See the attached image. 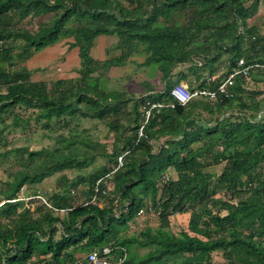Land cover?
Returning a JSON list of instances; mask_svg holds the SVG:
<instances>
[{"label": "trees", "instance_id": "trees-1", "mask_svg": "<svg viewBox=\"0 0 264 264\" xmlns=\"http://www.w3.org/2000/svg\"><path fill=\"white\" fill-rule=\"evenodd\" d=\"M249 1L253 0H0V145L6 141L8 121L23 129L31 120L43 121L46 128L53 122L69 126L78 112L89 116V111H80L81 103L100 118L118 112L124 91H106L96 81L112 67L126 65L132 55L144 53L141 64H159L167 81L164 90L151 89L133 103L136 122L141 102L143 109L149 103L163 106L152 109L142 136L137 124L134 134L125 138L130 148L122 166L106 167L91 176L87 201L79 204L69 188L49 197L51 207L37 197L39 192L26 195L34 197L31 207L25 200H14L24 186L80 165L76 153L28 147L0 153V181L6 183V188L0 183V201L5 197L0 202V264H67L82 256L78 251L87 254L105 246L112 249L108 255L112 260L126 256L122 264H149L176 256L202 258L178 264H217L212 259L215 251L242 264H264V68L254 66L250 80L238 76L232 95L220 94L214 100L198 97L175 107L170 105L173 85L168 79L175 66L195 56H203L211 70L199 84L190 83L191 88L216 87L241 58L246 65L264 64V43L257 28L247 24L253 10V5L246 6ZM186 10L191 12L188 23H168L174 12ZM48 13L51 21L36 32L16 26L17 18ZM161 18L164 24L159 23ZM70 21L76 24L69 27ZM100 35H116L121 54L95 59L91 48ZM66 36H72V45L79 48L77 77L49 83L32 80V71L22 64L14 69L15 61L26 62ZM224 53H229L228 71L219 74L213 64ZM113 98L118 103L107 107ZM17 108L32 113L25 118ZM66 141L67 146L76 144ZM16 153L21 158L27 154L30 162H44H35L33 172L10 171L6 162H20L13 158ZM220 162L226 165L217 176L205 169ZM170 169L176 178L167 176ZM111 173L112 194L107 193L104 179ZM96 188L98 198L91 201ZM100 198L107 199V207L97 204ZM141 209L156 213L159 226L127 235L129 222L139 219ZM177 213L191 215L187 227L174 231L171 216ZM140 247L148 251L135 262L130 251Z\"/></svg>", "mask_w": 264, "mask_h": 264}, {"label": "rangeland", "instance_id": "rangeland-1", "mask_svg": "<svg viewBox=\"0 0 264 264\" xmlns=\"http://www.w3.org/2000/svg\"><path fill=\"white\" fill-rule=\"evenodd\" d=\"M249 5H253V10L251 11V16L247 19L248 27L255 26L258 30V37L264 43V0L249 1L246 3V6ZM190 14L191 12L189 10L174 12L168 23L171 25H181L184 23H188L189 19L191 18ZM51 17L52 13L41 16H31L22 20H18L19 18H17L16 26L17 28L36 32L40 26L49 24V22L51 21ZM159 23H165L163 18L160 19ZM75 24L76 23L74 21H70L68 23V26L72 27ZM70 37L72 38V36ZM65 38H68V36H66ZM18 50L19 49H16L15 51L17 52ZM228 55L229 53H224L223 56L213 64V67L216 70H219V74L228 71ZM136 56H144V53L136 54ZM203 59V56H195L194 60L188 61L186 63H180L175 66L172 73H169L168 75L170 84L174 85L175 83L181 82V80L188 81L192 84V86L199 84V82L202 81V76L207 75L209 73V70H211L209 65L205 66V62ZM15 63L16 64L14 66V69H21L23 67L22 65H24L25 62L17 60L15 61ZM196 63L198 64L197 68H195ZM1 65L8 66V64L5 62H1ZM142 66L147 67V65L144 64L141 65V67L140 65H137V71L133 73V75L127 80H120L117 78H115L114 80L113 77H109L107 83L103 84L101 83V80L104 76H101V78L99 77L100 80L96 81L98 85L101 88H104V90L106 91H124L122 99L120 97L121 102L119 101L120 104H118L120 110L118 112H115V110H113L104 118H100L98 116V112H96L94 109L87 110L84 103H81L79 105L80 111H89V116H82L80 112H78L69 126L63 127L61 125H58L56 122H53L51 128H46L43 121L31 120L30 124L26 125L23 129L22 126L14 128L11 125V121L7 122V128L4 133L6 135V141L4 144L0 145L1 154L4 153L5 150L18 147H28L30 150H38L42 148L54 150L58 148L61 153H69L74 155L76 153L75 159L80 162V165L70 166L62 171L45 177L40 182L34 184L30 183L29 185L24 186L21 190V194H23V196H26L29 193L34 194L39 192L42 197L48 200L49 197L56 191L62 192L66 191V189L69 188L72 194H76L75 196H77L80 200L79 204L83 201H87L85 199H88L89 196L87 192L89 191V186L92 179L91 176L96 175L106 167L112 169L116 167V161L118 160V157L126 154L125 150L128 147L130 148V145L125 138L134 134V128L137 126V124H140L138 128L139 133V129L144 120L142 113L144 103L141 102L139 105L141 116L139 117L137 122L136 114L132 111L133 103L135 101L139 102L141 96L147 94L149 91H151V89H153V91L155 92L164 90L165 83H167V81L162 79V73L159 70V67L157 69H151L149 67L142 68ZM152 67H155V65H152ZM49 70L41 74H48L45 77V80L39 81H47L50 83L55 79H59L57 78V76H55L57 73H59L57 68ZM115 73H123V68L122 70L121 68L116 69ZM115 73L112 72V74ZM183 75H186L187 79H183ZM253 79L255 80V77ZM151 94H153V92ZM146 100L150 101V99L148 100V98H146ZM248 101H251V98H249ZM117 103L118 102L115 103L113 98L108 101L107 107H111V105ZM16 111L19 114L23 115L25 118H27V116L32 113V110H26L22 108H17ZM66 138L71 139L73 142L76 141V144L67 146L68 142L66 141ZM124 146H126L125 149L123 148ZM13 158H18V161L20 162H6L9 166L10 171L28 170L33 172L36 169V163L39 164L44 162V160H36L34 162H30L27 154H24V156L21 158V156L17 155L16 153L13 155ZM1 160L2 157L0 156V164L2 163ZM204 161H206V163H209L211 159L207 158L204 159ZM225 165V162H220L216 164H210L206 166L205 169L217 176L222 172ZM261 169H263V167H261ZM167 176L172 177L171 174H168ZM104 179L107 182V193L109 192L112 194L115 185L112 173L107 174ZM76 181H80L77 186L74 185ZM0 183L1 186L6 188V186L4 185L6 184L5 182L0 181ZM158 185H160V183ZM82 191L84 193H82ZM245 192L246 191H244L243 195H245ZM107 195L108 194H106L105 196ZM4 199L5 197H2L0 202H3ZM150 207V199L147 197L145 199L144 208L148 209ZM148 211L145 210V215L143 216V218L140 217L139 219L133 221L132 226L129 225L126 231L127 235H138L142 230L146 228L148 221H153L155 219L153 215H151L150 219L148 218V213H151V211ZM222 213H225V211H222ZM146 250L147 249L142 247L132 248L130 251V255H132V259L135 262H138L142 257L146 256V254L142 255V253ZM85 255L86 253H84L82 257ZM172 259L174 260V257ZM201 259L202 258L200 257L194 258L192 256H181V258L171 261V264L182 263L184 261H197ZM212 259L217 264H242L241 262H237L235 258H229L222 251L213 252Z\"/></svg>", "mask_w": 264, "mask_h": 264}, {"label": "crops", "instance_id": "crops-1", "mask_svg": "<svg viewBox=\"0 0 264 264\" xmlns=\"http://www.w3.org/2000/svg\"><path fill=\"white\" fill-rule=\"evenodd\" d=\"M118 37L116 35H100L96 38L94 45L91 48V55L97 59L104 61L106 59L117 57L121 54V49L117 48V42ZM72 42L74 40L71 37L61 39L60 41H57L39 52H37L35 55H33L31 58H29L25 63L24 66H26L28 69L32 71V80H45V77L48 75H41L43 72H46L49 69L57 68L59 73H57L55 76L57 78H72L78 76V70L81 67V58L79 56V48L72 45ZM145 60L144 56H136L132 55L129 60L128 64L124 65L123 67H117L114 66L111 68V70L103 77V81L101 80V83H107L108 78L113 77L120 79V80H127L129 79L133 73L137 71V65H143ZM137 64V65H136ZM152 65H155V67H152ZM158 68L159 65L154 63L147 67L142 66V68ZM123 68V73H115L116 69ZM50 71V70H49ZM114 72L115 74H112ZM122 72V71H121ZM181 82L190 83L186 80H181ZM192 86V85H191ZM169 174L172 175V177L176 178L177 174L174 170L170 169ZM107 199L106 198H100L97 204L100 207H107ZM151 211V210H150ZM148 218H151V215L154 216L153 221H148L147 227L156 228L159 226V218L156 213L151 211V213H148ZM190 213H177L171 216V225L174 231L181 230L182 227H187L188 222L190 219ZM143 218V217H142ZM133 221L131 220L129 222V225L132 226ZM121 232L120 234H123ZM147 249V248H145ZM148 249L142 253L144 255ZM77 255H83L84 252L78 251L76 253ZM50 255V254H48ZM44 256V255H43ZM181 258V256L174 257V260ZM196 258V257H194ZM172 258L167 260H160V261H152L149 264H171V261H174ZM174 264V263H173ZM178 264V263H176Z\"/></svg>", "mask_w": 264, "mask_h": 264}, {"label": "built area", "instance_id": "built-area-1", "mask_svg": "<svg viewBox=\"0 0 264 264\" xmlns=\"http://www.w3.org/2000/svg\"><path fill=\"white\" fill-rule=\"evenodd\" d=\"M261 67L264 68V64H255V65H246L243 58L239 60L238 66L231 72H229L219 83L216 87H190L188 84L184 82L175 83L171 90L170 94L173 98V102L170 104L171 107H175V105H186L194 98H206L214 100L216 99L220 94L224 95H232L233 92L231 88L234 86L236 82V78L240 75L245 76L247 79L250 80V71L254 67ZM208 83H211L213 78L209 77L207 79ZM163 106L162 103H149L147 106L143 109V117L144 121L139 129V136L143 135V130L145 124L148 122L151 111L153 108ZM126 154H123L118 157L117 160V167L115 169H118L120 166L123 165L124 157ZM100 181H98L99 184ZM98 188L95 190V194L93 195L91 201H96L98 198L97 195ZM39 198H42L45 203H47V199L42 197L41 195L37 196ZM34 198L33 196L26 197L23 196V194L20 195L19 199L14 200H25L26 206L31 207L32 203H30V200ZM88 203V202H86ZM48 206L51 207L50 204L47 203ZM58 210V209H57ZM66 209H61V211H64ZM145 215L144 209H141L139 211V218L143 217ZM112 249L108 246L103 247L102 249H93L89 253H87L85 256H79L74 261H71L67 264H122L126 260V256L118 257L117 260H112L108 258V255L111 254ZM103 254V255H101ZM35 264H54L52 262L47 261H40Z\"/></svg>", "mask_w": 264, "mask_h": 264}]
</instances>
